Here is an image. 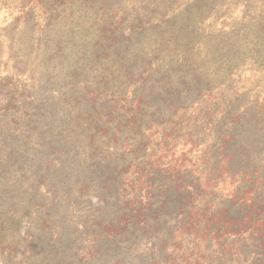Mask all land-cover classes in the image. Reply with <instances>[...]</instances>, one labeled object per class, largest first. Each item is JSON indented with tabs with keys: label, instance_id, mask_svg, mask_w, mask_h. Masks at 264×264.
I'll return each mask as SVG.
<instances>
[{
	"label": "trees",
	"instance_id": "trees-1",
	"mask_svg": "<svg viewBox=\"0 0 264 264\" xmlns=\"http://www.w3.org/2000/svg\"><path fill=\"white\" fill-rule=\"evenodd\" d=\"M26 1L46 17L42 32L50 44L42 49L44 61L64 54L65 33L52 37L58 11L80 2L83 20L77 27L83 25L85 36L98 31L92 63L100 61L101 72L92 70L95 65L83 68L84 76L93 77L87 81L92 88L85 87L83 117L79 114L69 129L68 121L55 122L50 79L24 88L29 91L25 97L23 90L15 92L10 78H0V165H5L0 168V264L63 263L67 248L61 238L73 229L63 224L59 204L71 205L72 184L83 195L91 186L99 189L89 200L94 209L84 227L93 238L84 249L89 257L99 255L104 243L114 251L107 250L109 257L120 255L116 264H126L122 252L128 250L122 248H131L137 235L150 242L154 264H264V101L244 100L241 106V97L229 100L225 88L215 90L230 80L227 71L236 60L254 52L264 61V20L252 27L255 48L246 51L242 42L228 45L234 51L222 63L215 56L218 49L212 58L205 54L198 60L191 52L193 39L182 34L183 25L156 21L165 26L163 48L180 51L181 60L161 70L155 67L156 57L134 48L151 26L149 11L158 6L153 1L124 9L116 8V0ZM200 2L203 8L194 4L197 15L211 5ZM126 32L138 35L126 38ZM81 134L90 137L93 149L79 164L71 141ZM31 144H47L57 157L37 160L39 180L36 162L28 155ZM116 148V155L109 153ZM12 156L21 162L16 171L7 167ZM12 179L15 187L9 186ZM58 195L65 196L63 202L56 200ZM154 253L161 258H152Z\"/></svg>",
	"mask_w": 264,
	"mask_h": 264
},
{
	"label": "rangeland",
	"instance_id": "rangeland-1",
	"mask_svg": "<svg viewBox=\"0 0 264 264\" xmlns=\"http://www.w3.org/2000/svg\"><path fill=\"white\" fill-rule=\"evenodd\" d=\"M151 1L156 6L158 5L156 9L152 5L149 11V14H151L149 25L151 26L146 27L149 29L146 37H142L143 39H140L139 44L137 42L134 48L138 45L135 50L139 52V48H141V55L156 57L155 67L161 70H166L167 66L181 61L180 51L171 52L169 49H164L161 44V31L165 27L162 25L166 22L174 20L176 25H183L182 34L187 40L193 39L191 52L194 51L193 53L198 56V60H201L205 54L212 58L213 52L218 49L215 56L222 63L226 62V56H231L234 51V48H227L228 45L235 44L238 47V44L242 42L244 44L243 48L245 49L246 47V51L255 48L257 33L252 27L264 20V0H150L148 2L151 3ZM200 1L211 5L209 10L197 15L194 4L198 2L203 8L204 5H201ZM133 2L138 3V6L142 8L146 0H116L114 4L117 9H124L126 6L130 7ZM78 4V7L72 6L74 7L72 10H70L71 6L67 5L62 12L58 11L59 14L55 16L53 29L57 31H53L55 34L52 33V37L59 38L62 33H65L62 43L65 46L64 54L57 52L52 60L49 58L44 61V44H50L44 38V33L42 32L45 24L44 18L46 17H42L39 9L29 7L32 4H27V1L0 0V78H10L11 86H13L15 92L18 91L17 94L32 85L40 87L41 84H45L48 81L47 79H50L51 82L49 83L53 85L49 89L50 97L53 99V106L56 110V115H58L55 122L56 124H63V122L67 123L68 121L67 124L70 126L66 127V129L77 125L76 118L79 114H82L83 117V93L86 91V86L92 88V82L88 83L87 81L93 80V77L88 79L84 76L83 68L87 69L95 65L92 70H97V73L101 72L100 61L92 63L94 56L92 51L95 48L94 41L97 38L98 31L92 30V33L85 36L82 30L83 25L77 27V22L83 20V5L80 2ZM160 10L163 12L155 13ZM23 12L27 14H22ZM17 17H21V19L19 21L15 20ZM187 17L190 18L189 22L185 21ZM156 21L163 22V24L158 25ZM177 29L180 28L177 26ZM27 31L26 37L28 39L24 41V33ZM132 35L136 37L138 33H125L126 38ZM87 42H90L88 53L84 52L83 48V45L87 44ZM182 45L184 46L185 44ZM221 49H225V52L219 53ZM122 50H125V46H122ZM235 62L237 64L230 67L227 71L230 80L224 86L218 85L219 87L215 89L216 92H221L225 88L227 94L230 95L229 100L241 97V100L237 101L241 106H243L244 100L249 102V104L254 102L262 103L264 101V61H261L257 53L250 52L243 59ZM93 74L94 76L96 75V73ZM28 92V90L26 93L24 91L25 97ZM119 93L118 91L115 94ZM38 99L37 97L35 100L37 101ZM20 101L23 106L27 104L26 98ZM20 112H23L22 109ZM18 116L17 114L15 118ZM27 118L29 117L23 118L22 122H24V119L28 120ZM99 135H95V141L98 140L97 137ZM77 139L76 142L71 141V146L76 148L75 151L78 153L75 156V160L77 159L79 164H82L86 162L87 156L92 152L93 145L89 143L90 137L83 134L78 136ZM31 146L28 148L31 150L28 155L30 160L36 162L35 176L37 178L35 180H39L41 174L37 160L40 159V162H42L44 159L47 160L46 158L48 157L49 162H52L57 157L52 154V149L47 144L44 147L37 144H31ZM69 149H71L70 146L67 147V150L71 156V151L73 150ZM118 152V148L109 150V153L113 156ZM196 154L198 156L199 150L196 151ZM12 164H14L13 167H11ZM7 165L10 170L16 171L21 162L18 157L12 156L7 161ZM2 166H5L3 162L0 168ZM47 173H50V171ZM31 179L32 181L28 180L30 183H26L25 187L27 189L32 186V183L34 184V177ZM14 181L16 182L15 179L11 180L10 187H15L16 183ZM70 182L72 183L73 179ZM0 185H4L3 181H1ZM72 185L71 191L68 192L71 198V205L59 204L61 206L60 211L64 215H62V218L64 217L63 224L73 229L72 232H68L64 238H61V242H66L64 248H67V252L61 255L63 259L61 264H116L117 257L120 255L109 257L108 254L110 253L107 250L112 253L114 251L109 248L108 244L103 243L101 245L100 253L97 256L89 257L84 253V249L89 248V243L93 241L91 235L84 231V227L88 224L87 217H92L91 211L94 209L93 204L89 200L92 197L96 198L97 195L94 193L99 189L96 185L91 186L90 192L83 195V189H80L79 186L76 187L74 184ZM52 197L51 199H53ZM95 198L93 199L95 200ZM64 199V195L56 197L59 203L63 202ZM135 237H137V241L131 248L129 245H125L122 248L128 250L122 252L126 256V264H154L150 260V242L142 237L140 238V236L136 235ZM99 243L100 241L96 242V245H99ZM80 247H83V252L80 251ZM122 254L121 256L123 257ZM154 254H157V257L152 256V258H161L158 253Z\"/></svg>",
	"mask_w": 264,
	"mask_h": 264
}]
</instances>
